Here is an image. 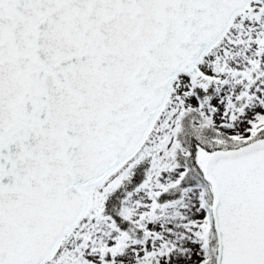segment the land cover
Segmentation results:
<instances>
[{"label":"snow or ice","instance_id":"1","mask_svg":"<svg viewBox=\"0 0 264 264\" xmlns=\"http://www.w3.org/2000/svg\"><path fill=\"white\" fill-rule=\"evenodd\" d=\"M0 264H264V0H0Z\"/></svg>","mask_w":264,"mask_h":264}]
</instances>
